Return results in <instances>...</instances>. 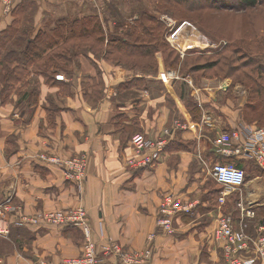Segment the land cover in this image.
<instances>
[{"label": "crops", "instance_id": "crops-1", "mask_svg": "<svg viewBox=\"0 0 264 264\" xmlns=\"http://www.w3.org/2000/svg\"><path fill=\"white\" fill-rule=\"evenodd\" d=\"M105 1L117 4L118 0ZM105 1L12 0L8 6L0 0V32L28 11L33 12L35 33L46 26L55 27L75 13L101 17L100 5ZM91 55L82 54L73 73L63 74L58 83H48L33 72L39 77L37 97L27 94L20 100L21 93L31 91L23 84L14 89L11 98L3 100L0 96V201L14 198L29 214L84 205L96 244L109 239L130 249L151 246L154 264H228L215 236L217 217L231 210L238 216L236 204L241 202L255 211V217L246 220L247 231L258 233L264 219V169L245 153L221 151L217 140L223 132L235 129H264V121L244 116V110L235 103L241 104L239 99L230 95L228 79L205 77L200 81L202 92L193 93L187 84L183 92L173 85L161 84L162 90L160 86L147 88L145 94L141 92V100L132 102L141 106V111L134 114L132 104H121L110 92L116 87L121 94L125 71L104 58L96 60L101 63V71L97 63H91ZM99 73L111 88L101 99L94 96V84L87 85L92 81L90 75ZM130 78L135 79L127 80L126 94L143 76ZM241 88L238 85L235 90L244 93ZM187 100L194 101L189 102L190 107ZM119 110L126 112L124 120H119ZM177 120L186 128H177ZM133 126L154 135L163 128L173 132L168 149L153 168L135 170L125 164L126 157L133 153L128 135ZM246 139L244 133L242 142ZM231 147L236 148V144ZM45 152L61 158L88 153L83 187L67 179L59 166L40 160L39 155ZM216 161L234 164L246 172L244 185L226 197L225 205L217 194L223 186L209 177ZM210 180L214 183L211 186L207 185ZM167 194L189 204V210L173 219L172 234L157 222L161 201ZM7 218L13 222L16 216L8 213ZM13 228L8 236L0 235L2 264H36L39 260L56 264L79 255L85 242L82 229L74 225ZM151 234L155 235L152 239ZM208 252L212 253L210 259L206 257ZM100 264H118V260L106 258ZM258 264H264V260Z\"/></svg>", "mask_w": 264, "mask_h": 264}, {"label": "rangeland", "instance_id": "rangeland-1", "mask_svg": "<svg viewBox=\"0 0 264 264\" xmlns=\"http://www.w3.org/2000/svg\"><path fill=\"white\" fill-rule=\"evenodd\" d=\"M105 2V5H100L102 7L101 17H95V15H84L85 13H83V15L75 13L72 16V18H78L79 20L91 17L89 20H87L91 21L92 24L94 21H99L102 19L103 27L101 33H95L91 37L82 39L81 41H75L76 43H78L76 45H74L75 43L73 41H71V44L67 43V45L60 44V48L57 50L63 51L66 46V48L69 47V52H73L74 50L78 51L80 53V56L82 54H85L87 56L93 54L91 55V63H97V68L101 71L103 70L100 67L101 63L96 60L104 58L109 61L110 64L119 66L122 71H125V84L127 80L135 79L130 78L131 76L142 75L143 79L139 81V84L141 85H133L134 88L129 90L127 94L123 92V90L125 89V86L123 85L122 92L120 94V90L116 87L112 90L109 83H106V85L104 84V80L102 77L103 75L101 73L97 74L96 76L90 75L92 81H87V85L90 86L91 83L94 84V96L97 99L106 97L107 92L111 89L110 92L112 93L113 97H116L115 99L119 100L121 104L125 102L128 105H131L132 102H136L142 99L143 94L141 92L143 91V93L145 94L147 92V88L153 87L157 89L160 86V90H162L161 84H163V86H179V88L181 87L182 90L189 86L193 93L199 91L202 92L204 90L200 88V81L202 80V78H219L229 80L227 82L230 83V95L235 100L239 99L242 105L237 101H235V103L240 109L242 108V111L244 110V116L246 118H248V116L250 118H258L260 116H255L258 112L256 114L249 112L247 106L248 104L259 102V95L254 94L251 88H253L254 85L256 86V84L264 85V76L259 77V71L257 67L258 65L261 71H264V3L256 8L241 12L226 10L225 8H222L221 10L205 8L201 9V11L189 14V16L193 17L194 19L190 17H187V19L194 21L196 24H199V26L207 30L211 34L212 39L215 42H218V47L204 51H191L189 52L186 59H182L180 57H177L178 51L176 50L177 52H175V49H173V47L167 40L169 34L168 30L170 29V27L165 22V19L163 17L167 15L172 18L175 23H180L185 19H177L169 13L160 12L159 10L157 11V5L155 1L153 2L152 0H118V7L116 6L117 4H107V1ZM119 5H122V7ZM145 11L158 17L159 20L164 22L163 27L165 26L166 28L165 47H161L155 52L154 56L150 58L142 59L124 57L121 58V62H119V52L116 51L113 45L109 46L107 43V40L109 38H119L121 40L127 38L125 29L123 30L122 27L117 29L115 27L116 22L118 20L136 19L139 17V14L141 12ZM139 31L133 33V35L131 36L132 38L130 37L129 40L131 42L136 41V36L139 34ZM161 32L163 35V29ZM142 37H144L147 41L153 38V36L147 35ZM96 38L100 39L97 40ZM76 61H78V59H76ZM210 64H212V66H208ZM73 66H75V63L73 65L71 62L69 64V68L72 67L73 69ZM38 68L46 69L45 66H43V62H38L37 64L31 65L24 71L22 77V82H24L21 84L25 85V83L27 82L26 85L31 89L35 86H38L36 83L38 82L39 77H37L36 75H32L33 71L38 72ZM169 69L178 71L179 79H164V77H166L167 70ZM49 71L51 73L54 72L53 68H50ZM93 72H96V70ZM57 73H61L59 75L65 74L64 72L60 71H57ZM238 85L242 87L241 90H245L244 93L235 90ZM13 91L14 90L10 88L9 92L11 94L9 98H11ZM232 91H234V94L232 93ZM239 93L240 97L237 98ZM151 94L152 93H150L149 95L151 96ZM195 100L199 102L200 99L197 97L195 98ZM133 104L132 110L135 112L134 114L140 112L141 106L138 103H135L134 105ZM261 105H263L264 107V104ZM260 110H264V108H261ZM119 113V116L121 117L119 118V120H124L126 112L119 110ZM259 118L264 119V116ZM179 122L185 124L181 120H179ZM182 128H186V125L185 127H181V129ZM166 129L167 128H163L160 132H158L159 134L156 132V135L151 132H149V134L152 137L158 135L162 136L163 134H165L164 131ZM141 131L143 130H138L135 126H133V129L130 128V131L128 132L130 138L129 142L131 141L133 135ZM129 147L132 148L131 143H129ZM205 166L206 164L204 165V167ZM205 169L207 170V168ZM209 177L213 178L211 176ZM211 184H214L212 180H210L209 184L207 185L211 186ZM222 190L223 187L222 189L219 188V193L217 194L220 195ZM3 202L10 206L17 207L18 212L21 214L30 215L29 213L25 212L23 206L19 204L14 198L0 201V203ZM230 210L231 209H229V211ZM10 211L7 212L13 213V215L17 214L16 212ZM225 213H227V211H225ZM220 215L217 217V226ZM218 249V253H220V248ZM206 257L210 259L212 257V253L208 252V255Z\"/></svg>", "mask_w": 264, "mask_h": 264}, {"label": "built area", "instance_id": "built-area-1", "mask_svg": "<svg viewBox=\"0 0 264 264\" xmlns=\"http://www.w3.org/2000/svg\"><path fill=\"white\" fill-rule=\"evenodd\" d=\"M8 6L12 0H3ZM165 22L170 27L168 31V42L176 49L181 57H185L191 51H204L218 47L209 34L200 30L190 21L175 23L172 18L165 15ZM177 24V25H176ZM188 38V39H187ZM58 78H64L58 75ZM166 80L179 79L176 70H167ZM175 126L185 127L179 120ZM162 136H150L146 132H139L132 136L130 141L133 153L128 155L125 164L130 169H148L156 166L166 152L167 145L171 142L173 132L166 129ZM246 133L248 139L242 142V135ZM219 148L225 153L246 154L253 158L264 169V129L263 128H240L232 132L221 134L217 140ZM235 143L236 148L231 145ZM39 159L47 164L59 166L67 179L73 181L82 188L86 178L90 157L87 153L75 154L69 158L41 153ZM210 173L214 180L223 186L218 197L221 204H226V197L233 191L244 185L246 172L243 168L231 163L216 161L211 165ZM239 215L227 212L222 213L218 219L215 236L221 244V249L228 264H258L264 260V219L258 227L256 235L247 231L249 217H255V211L251 206H244L239 202ZM12 210V211H10ZM189 210V204H184L173 194L163 197L158 217V225L168 234L174 232L173 219L178 212ZM16 212L13 222L7 218V214ZM13 223V224H12ZM11 224V225H10ZM14 227L26 228L27 226H77L80 227L85 236V242L81 254L63 258L56 264H100L106 258L114 257L118 264H154L153 248L147 246L143 249H130L117 241L106 239L101 244H96L91 238V227L88 222V213L84 205L67 209L42 210L35 214H21L17 207L6 203H0V235L8 236ZM102 237L105 236L102 230ZM151 234L150 238H154ZM2 264V263H0ZM36 264H52L47 260H39Z\"/></svg>", "mask_w": 264, "mask_h": 264}, {"label": "trees", "instance_id": "trees-1", "mask_svg": "<svg viewBox=\"0 0 264 264\" xmlns=\"http://www.w3.org/2000/svg\"><path fill=\"white\" fill-rule=\"evenodd\" d=\"M152 1H155L157 5V11L159 10L160 12L169 13L177 19H185L184 21L189 20L187 19V17H190L189 14L201 11V9L205 8L219 10L225 8L226 10L241 12L256 8L264 3V0ZM21 7L18 8V11H20ZM32 14V11H28L26 13L24 12V14L20 15L19 17L16 16L14 23L0 32V96L3 97V100H7L9 98L11 94L9 92L10 88L14 90L24 82H22L24 71L31 65L37 64L38 62H43V66H45L46 69L38 68V72H33H35L37 75H42L48 83L59 82L60 78L57 76L61 73H57V71L71 75L73 73V69L72 67L69 68V64L71 62L73 65L75 62L77 63L78 61H76V59L79 58L80 53L75 50L73 52H69V47L66 48V46L63 51L57 50L60 48V44L67 45V43L71 44V41H73L75 43L74 45H76L78 43L75 41H81L82 39L89 38L95 33H101L103 27L102 20H96L92 24L91 21H88L91 17L87 18L88 20L86 18L79 20L78 18L69 17L61 20L55 27L46 26L45 28L39 29L38 32L35 33ZM95 17H98V15H95ZM139 17L132 20H118L116 22L115 27L117 29L121 27L123 30L125 29L127 38L124 40L119 38H109L107 40L108 45H113L116 51L119 52V62H121V58L124 57L142 59L150 58L153 57L155 52L161 47H165L166 28L165 26L163 27L164 22L146 11L141 12ZM190 18L194 19L193 17ZM189 21L195 24L200 30L211 36V34L199 26V24H196L191 20ZM162 29L164 31L163 35L161 32ZM136 31H139V34L136 36V41L131 42L129 39ZM146 35L153 36V38L147 41L144 37H142ZM96 39L98 40L100 38ZM174 51L177 52L176 49ZM188 54L185 57H181L179 52H177V57L186 59ZM208 66H212V64ZM257 67L259 71V77L264 76V71H261L258 65ZM50 68H53V73L49 71ZM26 84L27 82L25 85ZM122 85H125V83L121 84L120 86ZM251 89L253 90L254 94L259 95V102L248 104L247 109L249 112L254 114L258 112L255 116L260 115L259 117H262L264 116V110L260 109L264 108L263 105H261L264 104V85L256 84V86L254 85ZM27 94H31L32 98L37 97L39 94L38 87L35 86L30 92L21 93L19 99L21 100ZM187 101L189 103L191 100ZM190 103L188 105L189 107L191 106ZM259 117L257 119H261ZM248 118L250 117L248 116ZM261 120L264 121V119ZM170 143L167 145L166 150L168 149ZM11 229H14L13 226Z\"/></svg>", "mask_w": 264, "mask_h": 264}]
</instances>
